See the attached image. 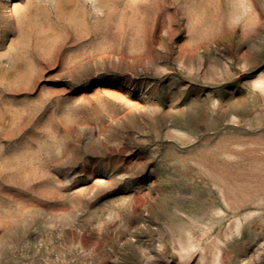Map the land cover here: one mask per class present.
<instances>
[{"label": "rangeland", "instance_id": "rangeland-1", "mask_svg": "<svg viewBox=\"0 0 264 264\" xmlns=\"http://www.w3.org/2000/svg\"><path fill=\"white\" fill-rule=\"evenodd\" d=\"M0 264H264V0H0Z\"/></svg>", "mask_w": 264, "mask_h": 264}]
</instances>
